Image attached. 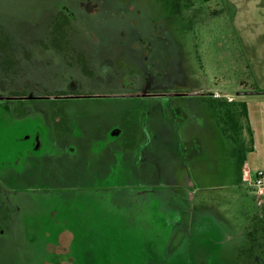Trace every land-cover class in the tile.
Instances as JSON below:
<instances>
[{"label":"rangeland","instance_id":"rangeland-1","mask_svg":"<svg viewBox=\"0 0 264 264\" xmlns=\"http://www.w3.org/2000/svg\"><path fill=\"white\" fill-rule=\"evenodd\" d=\"M225 5L0 0V32L20 61L0 68V78L14 93L27 84L23 93L36 97L0 100V174L18 189L0 264H264V249L252 253L247 235L262 208L241 177L247 120L239 91L216 84L245 75L235 70L240 48ZM63 11L72 19L62 39L76 50L45 49L38 43L56 38ZM77 50L87 73L74 63ZM59 90L78 96L50 99ZM226 106L238 109L237 131ZM64 109L68 134L54 126ZM40 133L45 147L29 157ZM48 140L56 144L41 154ZM42 168L50 175L36 176ZM148 177L151 211L139 208Z\"/></svg>","mask_w":264,"mask_h":264},{"label":"crops","instance_id":"crops-1","mask_svg":"<svg viewBox=\"0 0 264 264\" xmlns=\"http://www.w3.org/2000/svg\"><path fill=\"white\" fill-rule=\"evenodd\" d=\"M223 1L226 4L224 10L238 41L237 47L240 48L241 59L238 62L241 66L235 70L245 74L243 77L230 76L227 79H240L253 87V90L244 93L237 92L238 102H245L247 105V124L253 130L254 142L247 147L241 168V177L250 179L257 169L264 168V0ZM150 184L148 177L142 186L147 188ZM144 201L139 208L151 211L153 204L147 205Z\"/></svg>","mask_w":264,"mask_h":264},{"label":"flooded vegetation","instance_id":"flooded-vegetation-1","mask_svg":"<svg viewBox=\"0 0 264 264\" xmlns=\"http://www.w3.org/2000/svg\"><path fill=\"white\" fill-rule=\"evenodd\" d=\"M68 13V12H66ZM70 15V13H68ZM71 16V15H70ZM72 19V18H71ZM71 21V20H70ZM70 25L67 24L65 26H63L62 28L64 29L66 26ZM65 41L62 40L61 43H57V41L55 42L54 39L52 41H49V43L47 44L46 42L44 41H40L38 44L43 46L45 49H49V48H52L54 49L55 52H57V50L60 52V51H63L64 48H70V49H75L74 46L68 44L67 42V45L64 44ZM5 44H8V46H10V48L12 49L11 50V54L12 56H9V58L7 57V54H9L7 52V50L5 49ZM60 45L62 46V48H60ZM63 45H66V46H63ZM76 50V49H75ZM0 51H1V58H0V64H1V70H3L5 72L6 71H9L10 69L12 68H15L14 66L19 63V57H17L16 55H14V50H13V40L11 41H0ZM45 50H43L41 52V55L42 53L44 52ZM68 52V51H66ZM78 56H77V61H75L74 63H78L81 65V68L82 70L87 73L88 72V69H87V65L89 64V60L86 56V54L84 52H79L78 50L76 51ZM46 53V52H45ZM28 54L30 55L29 51H28ZM6 55V56H5ZM73 64V62H70ZM18 68V66H16ZM0 85L3 86V88L6 90L5 93L7 94H0V100H19V99H24L26 101L32 99L33 97H35L34 95H28L27 93H23V89L24 87H26L27 84L24 85V87H21L19 89V92L18 93H14V90L13 88H9V86H7V83L4 82V79L1 80L0 78ZM193 91H198L196 89H194ZM203 91V90H202ZM199 93H205L207 94L208 92H199ZM192 94V93H190ZM197 94V93H196ZM53 96L51 97L50 95V99L52 98H57V97H63V98H69V97H77L78 95L75 94V92H71L69 90H59L57 93H53L52 94ZM32 97V98H31ZM36 98V97H35ZM213 102H215V100L213 98H211ZM13 108L15 110V106L13 105ZM60 113H54L53 114V118H54V123H55V128L59 131V132H63L68 134L72 131V126L69 123V115L68 113L64 110L62 111H59ZM183 115L186 116V111L184 112L183 111ZM60 135V133H59ZM61 137V136H60ZM56 140H62V137L59 138V139H55ZM54 142H51L50 140L46 141V149L41 152V154H44V153H47L49 152L48 150V146L51 145V144H56ZM100 144V143H99ZM195 145H193V148ZM45 147V141L42 139V136H41V133L36 135V140H35V145H34V149L33 148H30L27 150V153L28 156L30 157L31 155H36V154H33V151L37 153L38 149H42ZM135 149V147L133 148ZM126 154L127 153H124L121 155V158H124L126 157ZM45 156V155H44ZM42 156H38L37 158H34V160L38 161L41 165H42V162H43V159L44 157L40 158ZM123 159V160H124ZM36 172V176L38 177H44L45 175H50V171L49 170H46L45 168H42V170H35ZM41 172H44L43 174ZM150 180V178H149ZM151 184L146 188L145 186H142V188L139 189V193L141 194H145L146 196H139L141 198L140 199V203H142L144 200V202L147 203V205H151L153 204L152 202V192H151ZM26 186H24V189H25ZM43 186H38V188H41ZM120 186H117L115 185L113 188L109 187V189H114L116 192H119L122 188H119L120 190H116V188H118ZM47 189V186H44V188H42V191L43 192H46L45 190ZM146 191H142V190H145ZM20 190V189H19ZM30 191L33 190V188L29 189ZM41 190V189H40ZM56 191H62V190H58V188L55 189ZM18 192V189H14V190H10L7 186H6V183H5V178L1 176L0 174V233L1 234H4V232H6V226L7 223L13 219L14 217V212H16V208L14 207L15 205L13 204V201L11 200V195L14 193V192ZM23 191V190H21ZM20 191V192H21ZM33 191H38L37 188L36 190H33ZM47 191H50V190H47ZM19 206V205H17Z\"/></svg>","mask_w":264,"mask_h":264},{"label":"trees","instance_id":"trees-1","mask_svg":"<svg viewBox=\"0 0 264 264\" xmlns=\"http://www.w3.org/2000/svg\"><path fill=\"white\" fill-rule=\"evenodd\" d=\"M180 1V0H179ZM189 3H191V0H188ZM61 16V15H60ZM71 17L68 13L66 12H62V16L60 18H58L57 22H56V30H55V36L56 38H54V41L57 43H61L62 42V37H65V35L67 34L66 29H63L62 27L69 24L71 21ZM12 38L10 37V35L8 33H2L0 32V41H11ZM5 49L7 50V52L9 54H7V57L9 58V56H12L11 54V48L10 46H8V44H5ZM65 46V45H63ZM60 48L61 45H60ZM63 49V48H62ZM6 56V55H5ZM216 84L221 85V84H225L228 87H235L237 89V91L244 93L247 90H253V87L249 86L245 81L240 80V79H228L226 81H217ZM226 103V102H225ZM238 104L241 105L242 109L240 114L242 116H244L246 118V120H248V111H247V105L245 102H239ZM238 110V109H236ZM236 110H233V108H231L230 106H226V110L224 111L226 116L225 118H227V122L228 124L232 125V128L235 129L236 131L238 130V125H240L239 123V119H238V114H236ZM240 116V115H239ZM248 123V122H247ZM248 125V131L250 132V139H251V145L254 142V138H253V130L251 128L250 124ZM244 163V158H241V165L240 167L242 168V165ZM261 210L257 212V214L254 215L252 222L250 223V227L248 228V237L251 243V251L253 253V250L256 249V247H262V249H264V204L261 205ZM264 251V250H263Z\"/></svg>","mask_w":264,"mask_h":264},{"label":"built area","instance_id":"built-area-1","mask_svg":"<svg viewBox=\"0 0 264 264\" xmlns=\"http://www.w3.org/2000/svg\"><path fill=\"white\" fill-rule=\"evenodd\" d=\"M213 97L222 98L225 97L228 100H232L229 94H222L219 91H214L212 93ZM250 184L254 187L255 192L258 194L259 204H264V168L257 169L255 174L250 178Z\"/></svg>","mask_w":264,"mask_h":264}]
</instances>
